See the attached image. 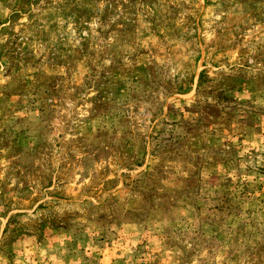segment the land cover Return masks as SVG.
Masks as SVG:
<instances>
[{
	"label": "rangeland",
	"instance_id": "obj_1",
	"mask_svg": "<svg viewBox=\"0 0 264 264\" xmlns=\"http://www.w3.org/2000/svg\"><path fill=\"white\" fill-rule=\"evenodd\" d=\"M0 264H264V0H0Z\"/></svg>",
	"mask_w": 264,
	"mask_h": 264
}]
</instances>
